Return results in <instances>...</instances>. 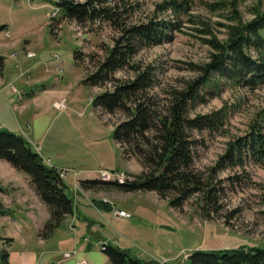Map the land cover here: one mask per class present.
<instances>
[{"label":"rangeland","instance_id":"1","mask_svg":"<svg viewBox=\"0 0 264 264\" xmlns=\"http://www.w3.org/2000/svg\"><path fill=\"white\" fill-rule=\"evenodd\" d=\"M56 1L0 0V26L6 25L11 30L9 37L5 31L0 32V42L15 41V45L10 48L0 49V53L7 57H4L7 61L4 81L0 83V119L3 123L7 120L8 124H3L4 131L19 135L22 134L20 127L31 131L33 149L41 154L49 166L77 172V177L73 173L69 174L66 183L69 186L68 194L75 201L78 220L75 227L66 221L52 238L44 239L38 233L44 227L41 224L47 220L46 207H42L46 213L39 208L35 219L26 212L21 213L16 205L0 208V235L14 239L9 248L11 263L77 264V261L86 259L91 264H111L101 248L104 243L127 249L145 262L157 261L161 264H192L188 257L197 250L264 247V163L255 160L247 161L243 168L219 173L222 179L240 175L245 181L235 185L234 189L229 188L221 200L220 212L212 213L209 217L202 212L197 197L176 209L156 192L127 193L115 186L95 187L84 192L81 182L99 180L98 174L102 181H116V176L103 177V173L98 171L108 169L125 172L135 181L143 168L136 158L123 157L121 154L113 138V126L124 117L103 114L95 108L94 99L103 88L92 87L84 82L86 68L76 63L74 58L77 49L85 54H102L103 44L111 43L115 32L109 26L80 27L74 21L61 20L62 14L55 5ZM143 1L145 14H153L156 5L162 2ZM220 1L223 0H192L191 14L195 18L183 15L181 27L174 32L172 41L144 49L140 53L139 59L143 63H154L159 67L161 86L158 92L161 87L184 86V80L198 75L189 69L190 64H203L209 60L210 48L200 39L204 35L198 31L203 27L194 24L190 18L209 22L219 38H226L223 24H233L230 12L232 0H225L228 1L225 10L209 8V4ZM238 1L244 21L253 18L256 7L264 9V0ZM159 17L170 18V13H161ZM23 39L32 43L30 49L36 53V58L32 60L39 61L42 69L50 70L46 85L54 91L55 96L60 92L66 99L68 107L65 110L59 111L54 105L48 113L44 112L34 120L36 109L45 111L44 107L33 105L25 116H20L18 109H15V101L21 96L19 82H25L30 76L28 73L21 76V72L26 70L19 54L25 49ZM20 40L22 42L16 44ZM13 54H16L15 58ZM55 54L60 56L58 62L53 61ZM17 63L21 64L22 70L16 68ZM58 63L64 68L62 73L57 71ZM61 76L63 79H60ZM120 76L127 75L120 72ZM15 78L19 82H14ZM61 99L59 97L54 102ZM222 108L228 111L224 124L226 133L201 137L196 166L203 171L215 166L232 136L245 134L252 120L264 110V84L253 89L225 86L218 96L207 97L198 103L192 115L212 113ZM118 167L128 171L116 169ZM88 171L92 173L88 174ZM226 184L230 186L229 180ZM82 195L87 200V206L77 204ZM97 202L107 204L111 211L100 210L96 206ZM115 209L125 210L132 217L117 219ZM89 222L99 225V233L87 231L88 227L85 226L86 239L78 237L75 231H81ZM74 228L77 230L73 231ZM87 244H90L87 249H81L82 245ZM67 252L72 253L73 257L65 259Z\"/></svg>","mask_w":264,"mask_h":264},{"label":"trees","instance_id":"2","mask_svg":"<svg viewBox=\"0 0 264 264\" xmlns=\"http://www.w3.org/2000/svg\"><path fill=\"white\" fill-rule=\"evenodd\" d=\"M143 3V0L55 2L62 14L61 20L74 21L80 27L109 26L115 32L112 42L103 44L102 54H85L77 49L74 58L86 68L84 82L103 88L94 99L95 108L103 114L124 117L113 126V138L121 154L136 158L143 168L135 181L83 180L81 187L115 186L125 192H156L176 209L197 197L202 212L209 217L220 212L227 190L245 181L240 175L222 179L220 172L243 168L249 160L264 163V110L252 120L245 134L232 136L217 164L206 171L196 166L201 137L226 133L228 111L222 108L192 115V110L207 97L218 96L225 86L253 89L264 84V9L256 7L253 18L244 21L239 1H230L233 24H223L226 38L221 39L209 22L191 20L195 18L191 14L192 0H162L153 14L144 13ZM227 4L223 0L209 4V8L225 10ZM161 13H170V18H160ZM183 15L203 27L198 31L204 35L200 39L210 48L209 60L190 64L189 69L198 75L184 80V86L161 87L158 92L159 67L143 63L139 55L144 49L172 41ZM51 26L54 30V25ZM6 30V25L0 26V32ZM4 64L5 58L0 56V74ZM120 72L127 76H120ZM0 160L25 174L48 207L50 218L38 233L39 237H52L70 217L76 216L74 198L68 194L69 186L61 178L59 169L49 166L26 137L0 130ZM96 206L111 211L103 202H97ZM13 242V238L0 235V264H12L9 248ZM105 245L104 252L111 264H161L145 262L131 251L110 243ZM188 259L192 264H264V249L242 246L197 250Z\"/></svg>","mask_w":264,"mask_h":264},{"label":"crops","instance_id":"3","mask_svg":"<svg viewBox=\"0 0 264 264\" xmlns=\"http://www.w3.org/2000/svg\"><path fill=\"white\" fill-rule=\"evenodd\" d=\"M5 32H8V35L10 36L11 30L9 28H7ZM23 41L25 43V49L22 50V53L19 52V54L21 55L20 58L22 59V65L26 69L24 71L28 72V74L30 75V80L27 79L25 82H22V81L19 82L18 78L14 79V82L15 81L19 82L20 89H21V92H20L21 96L17 101H15V104H16L15 109H18L20 116H25L27 111H29V109L33 105L37 107H44L45 111H39L36 109V111L33 113V118L34 120H36L44 112L48 113L49 110L52 109V107H54V103H55L54 101H56V99H58L59 97L61 98H64V97L61 96L60 92H58V95L55 96L54 91L48 89L46 82L50 77V70L48 68L42 69L40 67L39 61H33L32 59L26 57L25 52L27 50L32 51V49H30V46L32 43L30 40H26V39H23ZM20 42L22 41L20 40L16 44H19ZM14 43L13 42L11 43L10 42H0V49L10 48L11 46L15 45ZM0 56L7 58L5 54H2V53H0ZM6 62L7 61L5 59L3 75L0 78V83H3L4 81L3 77H4ZM60 79H63V76H61ZM5 122L6 123H3V121L0 119V126H2L0 127V130L2 131H4L3 124H8L7 120ZM18 123L20 124V126H22L20 121ZM19 130L22 131L21 135H23L29 141H31V138H30L31 131L30 132L25 131L24 129H21V127ZM117 147L119 148L118 144H117ZM116 169L126 170V168H119V167ZM88 172H89L88 174H90V172L92 173V171H88ZM97 178H99V176H97ZM83 190L84 192L86 191V189H83ZM127 193H131V192H127ZM7 195H9L10 198L7 199L6 198ZM84 195L88 197L87 194L84 193ZM82 197L83 195L77 200L78 206L79 205L87 206V202H86L87 200ZM33 198L34 200H32ZM13 205L18 206L19 211L21 213L23 212L28 213L31 218L35 219L38 216V213L40 212L39 208L44 213L48 211V213L46 214L47 220L45 222H47L48 219L50 218L48 207L44 204V202L41 201L40 196L37 194L36 190L31 185L29 178L25 174L16 171V169H14L8 162L4 160H0V208L6 209V208H10ZM42 207L43 208L46 207L47 211L42 209ZM77 220H78V217L74 216V217H70L67 221H70V225L72 224L75 227ZM45 222L41 224V227L44 226ZM90 223L92 222H89L88 224L84 225L81 231L77 230L76 228H74L73 231L77 230L75 232L77 233L78 237L85 238V239H86L87 231H91L93 233H99V225L95 223L93 224H90ZM81 225L83 226V224ZM85 226L88 227L87 231L85 230ZM58 230H56L53 233L52 237L57 233ZM78 240L79 239H77L76 241ZM60 244L61 243H59V245ZM89 246L90 244L82 245L81 249H87ZM83 260H86V259H83ZM79 261H77V263Z\"/></svg>","mask_w":264,"mask_h":264},{"label":"built area","instance_id":"4","mask_svg":"<svg viewBox=\"0 0 264 264\" xmlns=\"http://www.w3.org/2000/svg\"><path fill=\"white\" fill-rule=\"evenodd\" d=\"M27 58H35L36 57V54L32 51H28L27 54H26ZM13 57L15 58L16 57V54H13ZM60 59V56L59 55H54V58H53V61L54 62H58V60ZM16 68H20L21 69V64L20 63H17L16 64ZM56 68H57V71L59 73H62L64 71V68L61 64H57L56 65ZM22 70V69H21ZM28 72L26 71H22L21 72V76L24 77ZM28 79H30V76H28ZM16 90V89H15ZM55 107H57V109L59 111H63L65 110L67 107H68V104H67V101L65 98H62L61 100L57 101L54 103ZM60 172V176L61 178L66 181L68 179V175L73 173L75 176L77 175V172L76 171H72L70 169H67V170H59ZM99 173H103L104 175H110V176H127V178H132V176H130L129 174H126L125 172H116V171H110V170H106V169H103L101 171H98ZM77 177V176H76ZM133 179V178H132ZM105 202H108V200H104ZM114 215L117 219H120V220H125V219H129L132 217L131 213L125 211V210H120V209H115L114 210ZM104 245V244H103ZM264 249V247H263ZM73 257V254L70 253V252H67L65 253V259H70ZM78 264H90L88 261L84 260V261H80L78 262Z\"/></svg>","mask_w":264,"mask_h":264},{"label":"bare ground","instance_id":"5","mask_svg":"<svg viewBox=\"0 0 264 264\" xmlns=\"http://www.w3.org/2000/svg\"><path fill=\"white\" fill-rule=\"evenodd\" d=\"M98 176H99V174H98ZM103 177H106V175H104L103 174ZM110 177V176H109ZM99 180H101L100 178H98ZM110 179L112 180V177H110ZM115 182H121V183H124V182H127V181H132V180H134V179H132V178H127V176H119V178H118V176H116L115 177ZM102 181V180H101ZM105 182V181H104ZM108 246V245H107ZM105 248H106V245L104 244V245H102V250H105Z\"/></svg>","mask_w":264,"mask_h":264}]
</instances>
